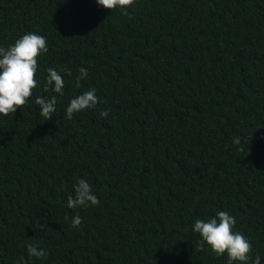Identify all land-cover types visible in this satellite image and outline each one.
Here are the masks:
<instances>
[{"label":"trees","instance_id":"trees-1","mask_svg":"<svg viewBox=\"0 0 264 264\" xmlns=\"http://www.w3.org/2000/svg\"><path fill=\"white\" fill-rule=\"evenodd\" d=\"M127 11L0 0V47L36 33L48 48L28 102L0 114V264H228L195 250V221L219 211L264 264V0H135ZM49 68L63 95L45 91ZM90 89L97 107L66 119ZM52 95L45 121L35 100ZM77 177L98 205L68 208ZM29 243L48 256L30 257Z\"/></svg>","mask_w":264,"mask_h":264},{"label":"clouds","instance_id":"clouds-1","mask_svg":"<svg viewBox=\"0 0 264 264\" xmlns=\"http://www.w3.org/2000/svg\"><path fill=\"white\" fill-rule=\"evenodd\" d=\"M98 5L106 9L122 10V14L129 16L128 8L132 7L135 0H97ZM46 38L36 33H27L19 38L13 45L7 49L0 47V114L8 117L10 113H15L18 108H23L28 102V98L32 95V90L37 86L35 79L37 72V58L41 53H47ZM67 76H71L69 69H63ZM88 76L86 68L79 69V75L76 77V87L81 86V81ZM53 91L63 95L65 81L58 71L54 68L48 69L47 84L45 91L53 86ZM35 103L39 105L40 116L45 120H51L53 113L56 111L57 97H37ZM100 103L99 97L96 95L95 89L79 94L71 99L66 109V119L71 120L74 113H79L87 109H95ZM109 115L108 110H101L100 116L106 118ZM253 137H250L252 140ZM241 140L239 137L233 140V144L239 145ZM243 150L242 148L240 149ZM74 195H68L67 206L70 209L80 207L96 206L100 203L97 196L93 193L90 183L83 178H75ZM43 224L38 225L41 230L48 228L47 219L42 217ZM69 217L66 215L65 220ZM82 217L75 215L71 219V227L81 226ZM236 220L226 211H219L216 217L207 221L197 219L193 225L194 232L200 234L201 239L196 243V249L203 251L207 244L212 252L218 257L227 253L228 264H261V258L256 255L253 258L250 253L252 245L246 237L234 232L233 228ZM27 252L30 257L43 259L48 256V252L39 248L35 244H27Z\"/></svg>","mask_w":264,"mask_h":264}]
</instances>
